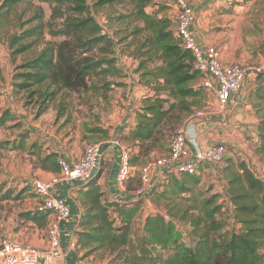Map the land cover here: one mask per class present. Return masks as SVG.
<instances>
[{
  "label": "trees",
  "instance_id": "obj_1",
  "mask_svg": "<svg viewBox=\"0 0 264 264\" xmlns=\"http://www.w3.org/2000/svg\"><path fill=\"white\" fill-rule=\"evenodd\" d=\"M26 1L0 0V26L9 21L17 5ZM38 1L50 6L49 21L43 22L42 9L36 7L26 22L35 24L8 37L13 58L43 43L34 57L17 66L13 76L16 90L26 93L27 103L40 99V108H48V103L58 96L106 90L111 83L105 80L107 77L123 76L113 57L114 42L95 19L94 11L117 2H126L130 5L129 13L119 15L116 20L122 22L132 18L141 23L140 27H135V33H147L136 46L135 56L138 59L136 71H142L143 83L149 87L147 91L150 93L135 111L134 125H123L116 136L129 148L130 164L147 156L156 142L174 129L182 113L202 109H192L204 95L205 89L199 83L200 75L193 67L192 54L183 49L175 35V27L165 15L167 7L164 3L156 0H92V3L88 0ZM56 20H60V24L52 28L51 24ZM47 25L52 37L61 36L63 39L58 42L44 41V28ZM96 49L99 50L98 54L93 53ZM154 62L156 64L148 66V63ZM247 100L258 119L257 152L264 160V70L255 73ZM43 111L41 109L39 114ZM9 119L13 118L6 110L0 115V127ZM89 131L102 130L94 128ZM25 136L20 135L17 142L12 143V149H25ZM40 147L34 143L30 146L37 150ZM36 152L29 151L30 154ZM58 159L56 152H48L39 157L40 167L58 173ZM197 172L164 174L159 185L164 181L166 183L163 189L159 186L160 190L151 194L152 200L157 206L161 199L173 204L165 205L164 214L159 212L146 216L141 233L135 236L132 224L139 210V199L125 203L108 201L98 184L101 176L98 170L78 190L82 214L75 232V250L81 253L79 259L102 251L110 257L109 264L263 263L264 183L244 162L236 166L230 162L224 166L222 173L227 183L226 192L233 219L240 228L224 237H216L220 224L215 214L220 206L214 205L210 199L197 202L192 193L200 179ZM5 197L6 194L0 199ZM177 197L192 201L193 206H177L173 201ZM21 217L36 223L48 218L47 214H40L36 210L24 212ZM176 219L178 224L189 227V233L193 236L190 245L183 242Z\"/></svg>",
  "mask_w": 264,
  "mask_h": 264
},
{
  "label": "rangeland",
  "instance_id": "obj_2",
  "mask_svg": "<svg viewBox=\"0 0 264 264\" xmlns=\"http://www.w3.org/2000/svg\"><path fill=\"white\" fill-rule=\"evenodd\" d=\"M91 1L88 0L89 3H92ZM188 1L190 4L192 2H211L212 5L218 3L216 9L218 18L213 25L218 24L214 33L220 37L219 41L227 45L228 51L234 52L233 55L237 59H244L238 63L248 68L250 73H254L258 69L264 70V0ZM158 2L160 3V1ZM164 4L167 7L164 11L165 15L171 19L173 27H175V14L173 13L176 11L175 3L168 0L164 1ZM36 7L42 9L43 22L47 23L51 13L50 6L38 0H28L17 5L11 12L9 21L0 26V115L8 110L13 118L0 127V144H2L0 146V196L6 194L5 199H0V240L7 238L43 250L47 247L46 234L51 216L40 223L21 217L24 212L32 211L28 209L32 207L31 202L34 199V194L28 193L29 183L24 181L23 176L28 171L35 173L37 170H43L40 167L39 157L48 152L57 151L59 152H56L58 156L61 154V158H64L63 154H65L74 159L73 162H76L81 156L85 144L112 140L113 137L110 136V133L118 125V122L121 123L127 103L132 102L137 105L141 98L137 96L138 91L147 90L149 87L143 83L142 71H136L138 59L135 56L136 46L147 33L136 34L135 27H140L141 23L133 21L132 18L122 22L116 20L119 15L128 14L130 10L128 3L117 2L95 9L94 17L114 42L113 57L123 76L107 77L105 80L111 83L106 90L88 91L80 94L67 93L62 97L58 96L55 101L48 103V108H40L42 102L40 99H34L27 103L26 93L16 90L13 76L17 72V66L34 57L42 48L43 43L34 45L13 58L12 50L8 47V37L21 32L22 28L27 29L35 24V22L30 24L26 22L34 14ZM58 24H60V20L53 21L51 27L57 28ZM50 30L48 25L44 28V41L58 42L63 39L61 36L52 37L49 33ZM98 52V49L93 51L96 54ZM154 64L156 63H148V66L151 67ZM249 82L244 90L245 97H247L248 89L251 88L248 87L254 83V81ZM96 83L101 84L102 82ZM203 92V98L192 109L202 108L206 113L216 111L218 103L215 102V94L207 90ZM41 109L44 111L39 114ZM190 115L191 110L182 113L181 119L174 129L184 123ZM199 121L201 123L203 119ZM94 128H99L102 131H89ZM173 130L166 132V137L159 139L147 156L132 164L135 168L134 175L124 185L127 191L132 192L139 186L138 176L141 167L166 153L168 140ZM22 134L26 135L25 149H12V143L17 142ZM254 139H257L256 128L252 133H244L238 140L239 142L228 143L225 158L221 163L199 165L197 176L200 179L192 193L197 202H201L202 199H210L214 201V205L220 206L219 211L215 214V218L220 224L216 237H224L231 231H237L240 228V225L233 219L231 202L226 192L227 183L222 173L224 166L230 162H233L235 166L244 162L264 183V160L257 152L258 141H254ZM33 143L41 146L40 149H31L30 146ZM32 150L38 152L30 154L29 151ZM101 163L100 171L103 173L109 163L106 160ZM5 176H10L12 179L6 180ZM17 176H21V178H16ZM33 176L32 179L37 178L35 175ZM164 183L158 185L151 194L155 190H160L159 186L163 189ZM20 185L23 187L18 192L17 189ZM21 193H25V195L20 196ZM103 194L108 201H112L108 199L107 193L103 192ZM150 196L148 194L139 199V210L132 224V232L135 236L141 233L146 216L159 212L164 214L166 212L165 205L173 204L161 199L160 205L157 206ZM173 201L179 207L193 206L192 201H183L178 197ZM175 222L178 224L177 219ZM178 227L183 242L190 245L193 236L189 233V227L181 223L178 224ZM109 261L108 254L99 251L82 258L77 264H109ZM261 264H264V261Z\"/></svg>",
  "mask_w": 264,
  "mask_h": 264
},
{
  "label": "built area",
  "instance_id": "obj_3",
  "mask_svg": "<svg viewBox=\"0 0 264 264\" xmlns=\"http://www.w3.org/2000/svg\"><path fill=\"white\" fill-rule=\"evenodd\" d=\"M176 6L175 35L183 49L193 56V67L200 75V86L215 94L217 103L224 106L231 96L242 91L243 84L250 74L249 69L240 63H225L221 50L216 45L202 46L192 30L195 21L194 10L188 0H174ZM261 71L260 69L255 70ZM254 72V73H256ZM204 116L202 109L193 110L184 123L177 126L168 140L166 153L139 170V186L134 191L135 200L148 195L159 185L154 184L152 173L195 174L199 164L221 163L227 152L225 139L203 149L198 143L197 121ZM118 149V165L115 180L124 186L131 178L134 167L130 164L129 148L117 138L110 141ZM101 156V143H88L83 147L76 162L69 163L65 158L58 159L59 172L47 180L34 178L29 182L32 193L38 198L35 210L51 216L46 234V249L39 250L29 244L17 243L7 238L0 240V264H39V261L58 264L65 255L59 238L60 222L66 219L70 210L62 198L56 197L52 189L60 181L78 180L86 183L97 173ZM161 179V181H162Z\"/></svg>",
  "mask_w": 264,
  "mask_h": 264
},
{
  "label": "crops",
  "instance_id": "obj_4",
  "mask_svg": "<svg viewBox=\"0 0 264 264\" xmlns=\"http://www.w3.org/2000/svg\"><path fill=\"white\" fill-rule=\"evenodd\" d=\"M156 1L164 3V1L168 0ZM170 1L174 3V0ZM191 6L195 13V21L192 24V30L196 38L198 39V42L204 47L209 45H216L217 47H219L221 50V59L225 63H238L244 61L243 58L237 59L233 55L234 52H229L228 46L221 43L219 41L220 37L214 33V29H216V26L218 25H213L215 22H217L218 18V15L216 13L218 3L212 5L211 2H192ZM173 13L176 14V11H174ZM251 73L247 76L243 84L242 91L238 94L232 95L231 99L226 105L220 106L218 104V108L216 111L208 113L204 111V116L196 120L198 143L203 149L211 147L212 145L216 144L220 139H225L227 144L239 142L238 140L241 139L244 133H252L253 130H255V126L257 125L258 119L255 116L254 111L247 100V97H245L244 95V90L249 85V81H254L255 73ZM252 86H249L248 88ZM250 89H248V91ZM149 94L150 93L145 89L138 91L137 96L141 97L139 99V103L137 105L132 102L127 103L126 108L123 112V118L121 123L118 122V125L115 126L114 129H112L110 136L116 138L118 131L123 125H134L135 111L138 110L141 106V101L143 100V98H145ZM215 102L217 104L216 97ZM202 119L203 122L200 123L199 120ZM110 141L111 140H106L105 142H101V156L98 161L97 171L100 170L102 164L101 161L106 160L109 163V166L108 168L104 169L103 173H101V176L98 180V184L100 185L101 191L108 194L107 197L109 200L120 203L132 202L135 200V190H133L132 192L127 191L124 186L119 185L115 180V173L118 165V149L117 147L112 146ZM254 141H257V139H254ZM60 155L58 156V158H60ZM63 156L69 163H73L74 159L69 158L65 154H63ZM55 174L57 173L45 170H37L35 173H31L30 171H28L23 176V179L26 183H29L32 177H34L33 175H35L39 179L47 180ZM133 175L131 176V178L133 177ZM16 178H21V176H17ZM5 179L8 180L12 178L10 176H5ZM152 179L154 181V184H158L159 182H161L162 177L158 174V172L154 171L152 173ZM129 180H127V182ZM84 184L85 183H82L78 180L60 181L52 189V193L56 197L62 198L70 210L69 216L63 221H61L59 225L60 244L65 257L61 262H58V264H77L80 261L79 257L81 256V253H77L75 250V232L77 230L79 218L82 214V207L78 198V190L82 188ZM22 187L23 186L20 185L17 191L20 192ZM28 193H32L29 188ZM23 195H25V193L20 194V196ZM150 195L151 193H149V196ZM37 203L38 198L34 194V199L31 202L32 207L28 210H35ZM44 249H46V247ZM39 264L52 263L40 260Z\"/></svg>",
  "mask_w": 264,
  "mask_h": 264
}]
</instances>
